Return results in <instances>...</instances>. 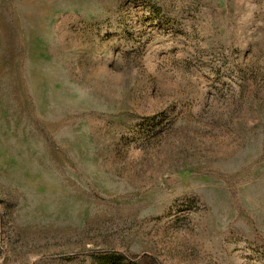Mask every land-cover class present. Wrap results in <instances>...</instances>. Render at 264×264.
Returning a JSON list of instances; mask_svg holds the SVG:
<instances>
[{
    "label": "rangeland",
    "instance_id": "rangeland-1",
    "mask_svg": "<svg viewBox=\"0 0 264 264\" xmlns=\"http://www.w3.org/2000/svg\"><path fill=\"white\" fill-rule=\"evenodd\" d=\"M0 264H264V0H0Z\"/></svg>",
    "mask_w": 264,
    "mask_h": 264
},
{
    "label": "water",
    "instance_id": "water-1",
    "mask_svg": "<svg viewBox=\"0 0 264 264\" xmlns=\"http://www.w3.org/2000/svg\"><path fill=\"white\" fill-rule=\"evenodd\" d=\"M165 181L170 187H174V186L180 184L181 178H179L178 176H175V175H168L165 177Z\"/></svg>",
    "mask_w": 264,
    "mask_h": 264
}]
</instances>
